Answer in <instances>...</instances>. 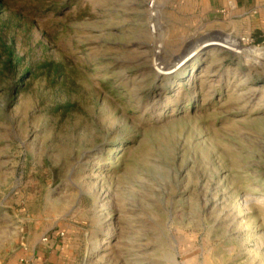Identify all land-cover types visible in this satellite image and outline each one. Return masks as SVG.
<instances>
[{"label": "rangeland", "instance_id": "obj_1", "mask_svg": "<svg viewBox=\"0 0 264 264\" xmlns=\"http://www.w3.org/2000/svg\"><path fill=\"white\" fill-rule=\"evenodd\" d=\"M1 1L0 264H264V42L233 0Z\"/></svg>", "mask_w": 264, "mask_h": 264}, {"label": "crops", "instance_id": "obj_2", "mask_svg": "<svg viewBox=\"0 0 264 264\" xmlns=\"http://www.w3.org/2000/svg\"><path fill=\"white\" fill-rule=\"evenodd\" d=\"M225 0H221L224 5ZM228 5V0H226ZM234 8H228L234 11L227 16V21L235 20L238 29L242 31L240 35L252 37L255 42H264V0H233ZM231 3V4H232ZM229 6V5H228ZM45 242V241H42ZM42 246V245H41ZM56 246V245H55ZM46 248L25 249L23 255L18 257L19 264H49L47 257L53 250L45 251Z\"/></svg>", "mask_w": 264, "mask_h": 264}, {"label": "trees", "instance_id": "obj_3", "mask_svg": "<svg viewBox=\"0 0 264 264\" xmlns=\"http://www.w3.org/2000/svg\"><path fill=\"white\" fill-rule=\"evenodd\" d=\"M4 0H2L1 2H3ZM5 56L4 59H1L2 56ZM17 65V58L14 55V52L11 48V46H7L4 43L3 37L0 35V73H2L3 71H13L16 68ZM41 69H44L45 72L47 73H54L56 76H60L63 74L64 69L62 67V65L60 64H53V63H46L44 65H42L40 67ZM29 74V71L27 72ZM20 89L19 87H17L16 93H19ZM68 106H60L57 107L55 109H53V111L55 113H59V114H65V111L68 110Z\"/></svg>", "mask_w": 264, "mask_h": 264}, {"label": "water", "instance_id": "obj_4", "mask_svg": "<svg viewBox=\"0 0 264 264\" xmlns=\"http://www.w3.org/2000/svg\"><path fill=\"white\" fill-rule=\"evenodd\" d=\"M204 45H201L200 47L197 48V50H201L203 48ZM220 46L221 48L223 47L222 45H218ZM224 48V47H223ZM195 54V53H194Z\"/></svg>", "mask_w": 264, "mask_h": 264}, {"label": "built area", "instance_id": "obj_5", "mask_svg": "<svg viewBox=\"0 0 264 264\" xmlns=\"http://www.w3.org/2000/svg\"><path fill=\"white\" fill-rule=\"evenodd\" d=\"M247 40H248V39H246V43H247ZM42 241H46V238L44 237V238L42 239Z\"/></svg>", "mask_w": 264, "mask_h": 264}]
</instances>
